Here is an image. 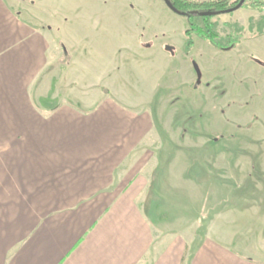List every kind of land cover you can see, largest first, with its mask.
Listing matches in <instances>:
<instances>
[{
	"label": "rangeland",
	"instance_id": "rangeland-1",
	"mask_svg": "<svg viewBox=\"0 0 264 264\" xmlns=\"http://www.w3.org/2000/svg\"><path fill=\"white\" fill-rule=\"evenodd\" d=\"M17 1L48 36L32 89L38 107L140 94L133 106L151 126L137 165L152 162L164 228L177 237L189 226L190 240L206 236L264 261V9L212 18L223 39L231 25L243 32L234 49L193 34L186 52L187 20L163 0Z\"/></svg>",
	"mask_w": 264,
	"mask_h": 264
},
{
	"label": "crops",
	"instance_id": "crops-1",
	"mask_svg": "<svg viewBox=\"0 0 264 264\" xmlns=\"http://www.w3.org/2000/svg\"><path fill=\"white\" fill-rule=\"evenodd\" d=\"M18 3L0 0V264H264L164 228L140 94L38 107L48 36Z\"/></svg>",
	"mask_w": 264,
	"mask_h": 264
},
{
	"label": "trees",
	"instance_id": "trees-1",
	"mask_svg": "<svg viewBox=\"0 0 264 264\" xmlns=\"http://www.w3.org/2000/svg\"><path fill=\"white\" fill-rule=\"evenodd\" d=\"M174 12L186 18L188 23V29L185 31L186 52L192 46V35L196 34L202 39L206 40L210 45L219 51H229L234 49L240 44L242 39L241 31L235 32V26L231 25L232 31L226 38L220 37L215 31V23L212 18L223 14L225 12H231L238 4L239 7H250L252 9H264V0H238L234 5L227 6L222 0L204 1V2H190L187 0H168ZM200 20L201 23L198 22ZM259 35L262 34L261 29L258 31ZM225 40V43L224 41ZM262 65L264 63L261 62ZM195 70H198L195 68ZM54 107H47L52 110Z\"/></svg>",
	"mask_w": 264,
	"mask_h": 264
},
{
	"label": "water",
	"instance_id": "water-1",
	"mask_svg": "<svg viewBox=\"0 0 264 264\" xmlns=\"http://www.w3.org/2000/svg\"><path fill=\"white\" fill-rule=\"evenodd\" d=\"M163 1H164V3L166 4V6L174 12V8H173L172 5L170 4V2H169L168 0H163ZM241 1H243V0H241ZM239 6H240V5L238 4L236 7H234V8L232 9V11L235 10V9L240 8ZM225 13H226V12H225ZM167 48H168V47H167Z\"/></svg>",
	"mask_w": 264,
	"mask_h": 264
}]
</instances>
